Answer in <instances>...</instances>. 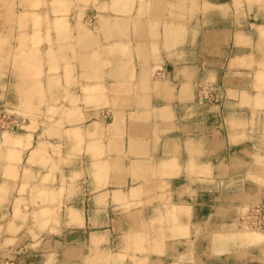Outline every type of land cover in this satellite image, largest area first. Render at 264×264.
Returning a JSON list of instances; mask_svg holds the SVG:
<instances>
[{
	"label": "crops",
	"instance_id": "obj_1",
	"mask_svg": "<svg viewBox=\"0 0 264 264\" xmlns=\"http://www.w3.org/2000/svg\"><path fill=\"white\" fill-rule=\"evenodd\" d=\"M51 1L0 0V100L27 95L67 109L73 101L80 109L64 118L54 158L56 185L65 187L58 198L79 218L70 221L66 211L59 232L48 233L49 226L40 244L26 227L11 234L21 241L16 252L21 245L34 250L25 264H46L54 252L58 264H87L86 258L98 264L99 251L106 264H264V238L216 250L205 236L206 228L226 229L247 198H257L254 184L243 186L242 172L264 156V107L257 104L264 88L260 96L253 81L264 67V0H240L249 14L235 12L237 0H197L206 13L171 20L161 5L178 0H154L158 14L137 13L153 0H120L123 10L111 8L114 0H97L107 11L91 1L89 32L72 28L62 35L48 30ZM21 5L42 10L39 30L30 15L20 28ZM77 21L68 18L73 26ZM169 21L174 39L165 46ZM197 83L218 85V102H199ZM15 138L4 142L1 135L0 144L19 159ZM4 165L0 160L6 196L30 199L29 189L19 192L21 171L4 179ZM179 204L186 210L176 212ZM28 205L20 210L30 215ZM20 225L13 219V229Z\"/></svg>",
	"mask_w": 264,
	"mask_h": 264
},
{
	"label": "rangeland",
	"instance_id": "obj_2",
	"mask_svg": "<svg viewBox=\"0 0 264 264\" xmlns=\"http://www.w3.org/2000/svg\"><path fill=\"white\" fill-rule=\"evenodd\" d=\"M91 1L93 2L94 6L99 9L100 11H107L108 5L101 4L96 5L97 0H60V1H54L52 0L50 2V12L53 17L51 28L48 27V30H55L58 34L62 35L70 31V29L73 28V30H83L87 29L86 24L83 23L84 16H87V20H89L91 13L89 10V13L87 12V9L90 7ZM144 0H140L142 3ZM236 5V11L240 12V14H249V7L244 8V5L239 4L240 0H237ZM175 1H167V5H161L162 14L164 15V18L167 20H171V18H175L176 16H179V18L188 17L192 18L197 17L198 14H204L207 12L208 9H204L201 7V4L197 0H190V4L186 5V0H178V3H173ZM154 3V1L147 5H139L137 8V13H140L141 11L145 9L146 13H149L151 5ZM41 4H35V6H32L33 8H38ZM112 7V6H111ZM213 8V7H212ZM229 11V7L227 8ZM18 14L20 15V28H24L26 24L27 16L30 15L32 19L34 20V28L35 30L40 29V19L41 18V12L35 11L30 12L26 8V6L21 5L18 7ZM191 10V11H190ZM210 11H213L212 9H209ZM226 11V12H227ZM87 12V13H86ZM174 12V13H173ZM213 13V12H212ZM47 14V15H46ZM174 16V17H170ZM49 15V12L45 13V17ZM181 15V16H180ZM186 15V16H185ZM77 18V24L74 26L72 23L70 24L68 22V18ZM193 17V18H194ZM81 20V21H80ZM83 23V24H82ZM171 22H167L166 25H171ZM89 27V26H88ZM37 43V42H36ZM21 55V54H20ZM20 55H17L20 60H23ZM261 65V64H260ZM259 69L256 71L254 77V88L258 90L259 95L263 92L261 90L264 88V67L259 66ZM68 71H66V74ZM100 89V86L99 88ZM196 91H197V100L199 102H203L202 99H206L207 101L210 100L211 103L218 102L220 95V90L218 89V85H208V84H199L196 85ZM22 95L27 94V91L22 90ZM37 92L32 91L29 93L30 95H35ZM24 98L20 99L19 102H15L10 98H3L0 100V109H5V112H7V115L14 114L16 116H20L18 126H15L14 128L18 130L17 133H11L10 135H20L18 138V142H14V145L18 146L19 150H17L16 154L19 155V159L15 158V151L13 150V156H7V152L5 151V146L0 144V160L4 162V170H3V177L4 179L13 178L16 179L21 171V179L22 182L19 187V192H26V190L29 189L31 193L30 199H22V198H8L6 195H8L9 191V185L7 181H3V183H0V213H2L3 222H0V252H2V256H6L2 260V262L6 259H10L16 255V259L18 260V264H25L24 260L27 259L31 250V247H27L24 245L19 246L16 252V245H20L21 241L15 242V239L11 237V234H16L19 229H22L23 227L28 228V230L24 231V233H28L33 239L36 240V244H40V239L43 234H46L47 237L50 236L47 234V228L50 226V230H48V233L55 234L59 232V230L56 228L59 225H61L64 221L65 212L67 211V214L69 212V209L66 208L64 202L58 198L64 191V183H62L61 186L57 187L56 185V171L58 170V163L59 161H56L54 158L59 157V151L62 148L61 144L59 142V138L61 136L60 129L64 126V118L69 116L75 115L74 113L79 112V108L75 106V102H70V104L73 105L72 109H67L63 103L62 105L55 102H47L46 105H44L43 102H31L26 99L27 95L23 96ZM260 107H264L263 98L257 103ZM45 108H44V106ZM45 109V112L44 110ZM103 117L106 116V114H102ZM260 118V117H259ZM23 120V121H21ZM264 120V118L260 119ZM19 127V129H18ZM263 128H264V121H263ZM9 131V128H7ZM4 129V130H7ZM3 130V131H4ZM10 131H13L10 129ZM4 132H0V137L3 135ZM36 134V137L35 135ZM45 135L48 136V138H51L52 140L56 141H47V139H44ZM70 134L68 133V136ZM34 139L36 140L34 142ZM24 141V143H23ZM51 142V143H50ZM56 144H52V143ZM34 144V146H33ZM7 147H10L12 145L5 144ZM2 146V148H1ZM49 146V147H48ZM32 147L36 148L38 152L34 156V159H29V153H31ZM7 150V149H6ZM49 153V154H48ZM11 158V159H8ZM46 159V160H45ZM32 160V161H31ZM29 164H36L43 168L44 171H38L34 172L31 171L32 169L28 168L27 165ZM51 164V165H50ZM19 166V168H18ZM22 167V170H20ZM57 169V170H56ZM29 171V174L27 175ZM27 172V173H26ZM32 173V174H31ZM23 175V176H22ZM27 175V177H26ZM39 182V180L42 182L41 185H35L32 181ZM242 182L243 186L245 184L246 186H251V184H254L257 187L256 192V199L253 198H247V201L244 202V204L239 207V214L237 216L232 217V220L227 222L225 224L226 229H209L206 228L205 236L208 238V240H212L213 248L216 250H219L222 246L223 249L229 248L230 246H234L236 242L242 243L243 245H248L253 242L262 241L264 238V214L260 212L259 214H256V218L252 217L251 219L246 218L247 215L250 213L251 210H253L255 207L260 206L264 204V156H259L257 161H253L251 165H248L247 172H242ZM44 184H50L53 187L50 186H44ZM43 185V186H42ZM36 186H38L36 188ZM39 186H41L40 189ZM35 187V188H34ZM249 190V189H248ZM67 193L70 192V189L68 188ZM34 193V194H33ZM51 193V197L49 196ZM44 194V195H43ZM46 194V195H45ZM48 194V198H47ZM54 194V195H53ZM34 195L36 197H34ZM44 198H42V196ZM41 196V197H40ZM29 204L32 205L31 208V214L28 215L26 212L27 210H24L22 212L20 210V206L23 204L24 209L29 208ZM54 203V206H50L48 204ZM44 205H48L45 207ZM11 206L13 207V213L10 214ZM176 212H181L184 209L183 204L174 205ZM69 216V214H68ZM263 216V217H262ZM12 217V218H11ZM30 218V220H29ZM10 219V220H9ZM11 219H19L21 221V225L16 228L12 229L13 220ZM255 219V220H253ZM255 221V223L253 222ZM12 222V223H11ZM30 223L28 227V223ZM8 223L9 227H8ZM35 228L36 232L33 229ZM22 232V231H21ZM41 234V236H40ZM26 237V236H24ZM144 235H137L136 238L139 239V241H142L144 238ZM12 244V245H11ZM226 246V247H225ZM21 248V249H20ZM143 250V248H140ZM14 252V253H13ZM111 253H109L110 255ZM104 257V258H103ZM124 258L123 255L120 256V258ZM97 260H99L98 264H106L107 262V256H102V253L99 251L96 255ZM103 260L101 261V259ZM31 259V258H30ZM87 264H94V262H91L87 260ZM1 262V264H3ZM46 264H58V256L54 252L52 254H49L46 257Z\"/></svg>",
	"mask_w": 264,
	"mask_h": 264
},
{
	"label": "bare ground",
	"instance_id": "obj_3",
	"mask_svg": "<svg viewBox=\"0 0 264 264\" xmlns=\"http://www.w3.org/2000/svg\"><path fill=\"white\" fill-rule=\"evenodd\" d=\"M54 1H60V0H54ZM122 1V0H121ZM154 1V0H153ZM192 1V0H191ZM112 4H114V6H112L111 8H113V9H124V7H125V5H123L121 2H120V0H114V2L112 3ZM148 6V5H147ZM115 7V8H114ZM126 10V9H125ZM143 11H145V9L143 10ZM191 11V10H190ZM142 12V11H141ZM158 12H159V6L158 5H155V3H153L152 5H151V8H150V11H149V13H154V14H158ZM146 13V12H145ZM174 13V12H173ZM181 16V15H180ZM170 17H174V16H171V14H170ZM177 17V16H176ZM172 19V18H171ZM88 21V20H87ZM87 21H83V23L84 24H86V26L88 25L87 24ZM170 22V21H169ZM82 23V24H83ZM89 23V22H88ZM98 23V22H97ZM149 24V23H148ZM171 24V23H170ZM172 25V24H171ZM171 25H166V28H167V31L164 33V37L161 39L162 40V42L164 43V45L165 46H169V44H170V42H171V40H173L174 39V37H173V34H172V31H171ZM87 28H88V30L87 29H83V31L85 30V31H88L89 32V30H90V27H88L87 26ZM165 29V28H164ZM166 30V29H165ZM78 33H81V32H78ZM176 40V39H175ZM160 41V40H159ZM83 45V44H82ZM86 44H84L83 46H85ZM27 88V87H26ZM19 95H20V93H19ZM206 102V101H205ZM16 128V127H15ZM15 128H12V130L13 131H8V130H4V131H2V132H4V134L2 135L3 136V140H4V142H7V141H9L10 139H12V138H15L14 140H13V142L15 141V142H18V138H19V136L20 135H10L11 133H17L18 132V130L17 129H15ZM23 143H24V141H23ZM51 143V142H50ZM52 144H55V142L54 143H52ZM49 147V146H48ZM38 152V150H36V148H33L32 149V151H31V153L29 154V159L31 158H33L34 159V156L36 155V153ZM49 154V153H48ZM7 156H13V152L11 153V150L10 149H8V153H7ZM8 159H11V158H9L8 157ZM32 159V160H33ZM12 160V159H11ZM31 160V161H32ZM46 160V159H45ZM51 165V164H50ZM29 168V167H28ZM57 170V169H56ZM32 170H30V172H31ZM27 173V172H26ZM29 174V171H28V173H27V175ZM32 174V173H31ZM27 175H26V177H27ZM23 176V175H22ZM38 183V182H37ZM43 186V185H42ZM38 186H36V188H37ZM41 186H39V188H40ZM48 187V186H47ZM35 188V187H34ZM43 188V187H42ZM42 188H40V189H42ZM116 191H119V190H116ZM243 192V191H242ZM118 193V192H117ZM34 194V193H33ZM44 195V194H43ZM43 195H41L42 196V198H44V196ZM46 195V194H45ZM54 195V194H53ZM118 195H119V193H118ZM121 195V194H120ZM40 196V197H41ZM50 197H51V193H50V195H49ZM116 196V195H115ZM34 197H36L35 195H34ZM117 197V196H116ZM252 197V196H251ZM47 198H48V194H47ZM69 209V212H68V214H69V218H70V221H75V220H77L78 218H79V214H78V212L75 210V209H73L72 207H69L68 208ZM82 214V213H81ZM83 215V214H82ZM133 216H135V215H133ZM81 217V216H80ZM136 217V216H135ZM30 219V218H29ZM10 220V219H9ZM11 220H13V219H11ZM80 220V219H79ZM133 220H135V218H133ZM12 223V222H11ZM6 224H8V223H6ZM8 227H9V224H8ZM13 229V228H12ZM36 232V231H35Z\"/></svg>",
	"mask_w": 264,
	"mask_h": 264
},
{
	"label": "built area",
	"instance_id": "obj_4",
	"mask_svg": "<svg viewBox=\"0 0 264 264\" xmlns=\"http://www.w3.org/2000/svg\"><path fill=\"white\" fill-rule=\"evenodd\" d=\"M22 119L20 116H16L14 114L7 115V112H5V109H0V132L4 129L9 128L12 129L15 126H18L19 120ZM23 121V120H21ZM19 129V127H18ZM8 130V129H7ZM262 212L264 214V204L260 206L255 207L253 210L250 211V213L247 215L246 218L251 219L252 217L256 218V214H259ZM263 217V216H262ZM264 218V217H263ZM255 220V219H253ZM255 223V221H253ZM16 255L10 259L4 260L3 264H18V260L16 259Z\"/></svg>",
	"mask_w": 264,
	"mask_h": 264
},
{
	"label": "water",
	"instance_id": "obj_5",
	"mask_svg": "<svg viewBox=\"0 0 264 264\" xmlns=\"http://www.w3.org/2000/svg\"><path fill=\"white\" fill-rule=\"evenodd\" d=\"M206 99H202V101L204 102Z\"/></svg>",
	"mask_w": 264,
	"mask_h": 264
}]
</instances>
